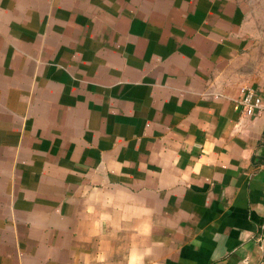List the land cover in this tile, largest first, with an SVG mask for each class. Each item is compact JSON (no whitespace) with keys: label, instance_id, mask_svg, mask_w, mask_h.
Wrapping results in <instances>:
<instances>
[{"label":"crops","instance_id":"crops-1","mask_svg":"<svg viewBox=\"0 0 264 264\" xmlns=\"http://www.w3.org/2000/svg\"><path fill=\"white\" fill-rule=\"evenodd\" d=\"M246 85L245 0H0V264H264Z\"/></svg>","mask_w":264,"mask_h":264},{"label":"built area","instance_id":"built-area-1","mask_svg":"<svg viewBox=\"0 0 264 264\" xmlns=\"http://www.w3.org/2000/svg\"><path fill=\"white\" fill-rule=\"evenodd\" d=\"M239 102L248 115L264 111V100L257 94L253 86L246 85L241 87Z\"/></svg>","mask_w":264,"mask_h":264},{"label":"rangeland","instance_id":"rangeland-1","mask_svg":"<svg viewBox=\"0 0 264 264\" xmlns=\"http://www.w3.org/2000/svg\"><path fill=\"white\" fill-rule=\"evenodd\" d=\"M252 19L264 29V0H245Z\"/></svg>","mask_w":264,"mask_h":264}]
</instances>
